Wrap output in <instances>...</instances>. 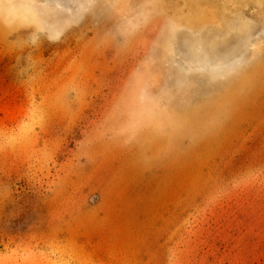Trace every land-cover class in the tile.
Segmentation results:
<instances>
[{
  "label": "rangeland",
  "instance_id": "obj_1",
  "mask_svg": "<svg viewBox=\"0 0 264 264\" xmlns=\"http://www.w3.org/2000/svg\"><path fill=\"white\" fill-rule=\"evenodd\" d=\"M0 264H264V0H0Z\"/></svg>",
  "mask_w": 264,
  "mask_h": 264
}]
</instances>
